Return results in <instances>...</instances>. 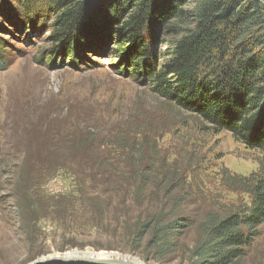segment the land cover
Masks as SVG:
<instances>
[{
    "label": "rangeland",
    "instance_id": "1",
    "mask_svg": "<svg viewBox=\"0 0 264 264\" xmlns=\"http://www.w3.org/2000/svg\"><path fill=\"white\" fill-rule=\"evenodd\" d=\"M257 1L264 6V0ZM15 2L0 0V264H30L78 252L133 255L144 264H204L208 257L195 254L201 224L251 205L244 189L264 168V154L157 93L154 77L139 74L123 46L116 50L122 39L114 38L105 50L94 43L99 52L89 51L86 59L68 58L54 51L55 17L42 14L31 23ZM198 3L190 0L186 17L171 21L172 26L182 31L194 21ZM257 23L254 31L264 37V13ZM164 32L157 66L182 35ZM66 120L106 130L140 129L138 149L158 154L146 165L144 196L136 200L125 191L128 178L107 186L101 175L94 180L87 172L90 178L80 181L61 167L45 179L37 172L31 179L37 186L23 190L24 158L38 149L31 143L34 131ZM129 164L117 168L134 171ZM149 212H162L176 228L158 240L152 233L137 242V220ZM255 231L251 244L239 248L244 255L228 264H264V223ZM216 260L210 252V264Z\"/></svg>",
    "mask_w": 264,
    "mask_h": 264
},
{
    "label": "trees",
    "instance_id": "2",
    "mask_svg": "<svg viewBox=\"0 0 264 264\" xmlns=\"http://www.w3.org/2000/svg\"><path fill=\"white\" fill-rule=\"evenodd\" d=\"M15 1L21 4L24 16L31 17V23L35 17H55L54 51L68 58L86 59L89 51L99 52L94 43L105 50L114 38L122 39L116 42V50L123 46L139 74L154 77L157 93L181 111L191 112L217 131L230 132L247 147L264 154V37L254 31L264 6L257 0H198L194 21L182 31L171 21L186 17L184 7L190 0ZM167 31L182 35L170 57L157 66V46ZM37 129L31 139L37 153L27 155L20 170L21 182H27L23 190L33 191L37 186L31 184L37 172L45 179L56 167L74 172L80 181L90 178L87 172L94 180L101 175L107 186L114 179L123 182L128 178L131 183L125 191L136 200L148 190L146 165L158 154L138 149L140 129L106 130L99 124L67 120ZM122 162L134 165L135 170L121 172L117 165ZM244 191L251 196V205L245 210L211 221L208 218L201 224L195 254L208 257L204 264H210V252L217 259L212 264L241 258L244 251L239 248L250 245L256 228L264 223V168ZM165 217L162 212H149L138 218L135 240L141 242L152 233L155 240L162 238L163 232L175 227Z\"/></svg>",
    "mask_w": 264,
    "mask_h": 264
},
{
    "label": "water",
    "instance_id": "3",
    "mask_svg": "<svg viewBox=\"0 0 264 264\" xmlns=\"http://www.w3.org/2000/svg\"><path fill=\"white\" fill-rule=\"evenodd\" d=\"M53 263H88V264H144L133 255H117L114 252L88 253L78 252L72 256H45L36 259L30 264H53Z\"/></svg>",
    "mask_w": 264,
    "mask_h": 264
},
{
    "label": "bare ground",
    "instance_id": "4",
    "mask_svg": "<svg viewBox=\"0 0 264 264\" xmlns=\"http://www.w3.org/2000/svg\"><path fill=\"white\" fill-rule=\"evenodd\" d=\"M77 254H78V253H77ZM69 255L72 256V255H74V253L68 254V255H66V256H69ZM61 257H63V256H61Z\"/></svg>",
    "mask_w": 264,
    "mask_h": 264
}]
</instances>
